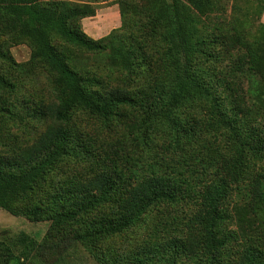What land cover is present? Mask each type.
I'll return each mask as SVG.
<instances>
[{
	"label": "trees",
	"instance_id": "16d2710c",
	"mask_svg": "<svg viewBox=\"0 0 264 264\" xmlns=\"http://www.w3.org/2000/svg\"><path fill=\"white\" fill-rule=\"evenodd\" d=\"M255 1L248 7L262 13L261 0ZM116 3L121 29L128 32V23L137 18L142 35L126 39L125 32L117 35L115 29L99 39L89 36L82 19L96 14L90 0H0V61L9 73L25 65L44 66L56 90V100L40 107V115L49 121L37 139L0 153V207L33 222L48 221L49 229L41 240L25 232L0 240V264L36 259L56 264L51 261L63 259L75 245L98 264H226L225 251L232 252L244 231L223 232L221 223L228 217L223 203L246 174L253 176L250 202L264 214V23L262 35L246 36L222 0ZM156 33L155 44L162 46L158 58L147 51V38ZM26 40L31 57L18 62L10 47ZM78 54L102 55L109 79L78 67ZM13 80L0 68V89L13 91ZM141 80L145 86L137 89L134 85ZM4 99L0 110L10 113L12 103ZM123 106L146 107L147 125L166 120L188 138L205 129L223 141L227 153L198 197L200 237L193 231L181 238L163 236L165 222L153 214L157 205L180 198L191 183L186 178L156 174L127 183L119 164L105 160L99 171L86 175L73 164V175L61 169L87 152L74 114L81 110L109 120ZM186 107L191 111L181 120L177 113ZM53 174L62 177L59 187L46 186ZM135 227L150 228L154 240L142 250L118 253L112 240ZM240 250L238 264H264V249L246 245Z\"/></svg>",
	"mask_w": 264,
	"mask_h": 264
},
{
	"label": "rangeland",
	"instance_id": "374dc122",
	"mask_svg": "<svg viewBox=\"0 0 264 264\" xmlns=\"http://www.w3.org/2000/svg\"><path fill=\"white\" fill-rule=\"evenodd\" d=\"M40 1L45 4H53L63 0ZM69 1L79 4L84 0ZM90 1L96 8V14L82 19L83 30L89 36L99 39L113 30H118L117 35L125 32L123 37L126 39L142 35L139 31L141 21L137 18H132L137 22L128 23V32L126 29H121L122 16L119 4L116 3L117 0ZM222 2L226 4L229 14L235 18L236 24L242 28L246 36L250 37L257 32L262 35L260 24L264 23V0L260 1L262 13L248 7L249 5L255 6L257 3L255 0H222ZM238 6L242 10H238ZM157 37L156 33L152 38H147V49H149L147 51L154 58H158L162 51L159 42L155 44ZM10 51L16 61L25 63L31 57L32 48L26 40L24 43L12 45ZM76 63L82 69L92 72L96 70L104 80L109 79L106 75L110 69L102 55L89 54L88 57H85L78 54ZM0 68L3 73L7 72L15 83L11 92L0 89V101L5 98L4 100L12 103L10 113L0 110V153H6L12 149H21L31 145L45 129L49 120L40 115V107L56 100V90L53 84V75L45 70L44 66L25 65L23 69H15L14 72L9 73L10 68L1 60ZM118 75L119 72L114 73V77ZM134 86L137 89L142 88L145 86V80L137 81ZM6 103L2 105H6ZM190 111L191 107H186L183 110L180 109L177 115L181 120H184L185 114ZM147 117L148 109L144 107L143 110L142 106H123L119 109L118 114L109 120H102L78 110L74 114V124L82 132L81 135L87 143V152L80 158L63 163L61 169L73 175L71 166L75 165L80 175H86L99 171L102 168L100 163L105 160L106 164L113 162L119 164V168L126 172L127 183H135L142 177L156 174L176 177L180 181L186 178L191 183L189 187H186L187 190L182 192L180 198L174 203L157 205L153 209V214L165 222L164 230L160 232L163 236H179L181 238L193 231V234L200 237L203 230L196 223L197 215L200 214V199L198 197L202 187L219 170L222 157L227 153V149L222 140H218L205 129L197 131L199 137L188 138L182 132L174 131L171 123L166 120L153 119L151 120L152 125H147ZM255 124L254 122L253 125ZM256 167L258 166L256 165ZM252 177V174H246L238 184H235L236 186L232 187L228 199L223 203V210L228 214V217L221 223L223 232L241 233L242 230L244 231L242 239L238 237L233 242L232 252L225 251L226 264H238V254L242 253L240 249L246 245H255L264 249V214L250 202ZM61 181V175L53 174V177L48 179L46 186L59 187ZM49 224L48 221L33 222L0 207V240L2 241L5 239L8 241L9 238L20 232H25L41 240L48 231ZM150 233V228L135 227L123 235L116 236L112 240V244L118 253L142 250L154 240V237L149 235ZM63 256H65L63 259L51 262L56 264H98L96 259L80 245L72 246ZM49 262V260L40 259L38 261L36 259L30 262L25 261V264H48ZM176 264L191 263L186 260H178Z\"/></svg>",
	"mask_w": 264,
	"mask_h": 264
}]
</instances>
